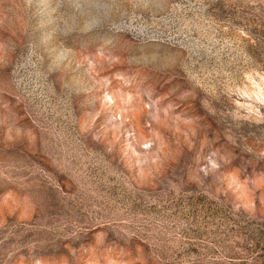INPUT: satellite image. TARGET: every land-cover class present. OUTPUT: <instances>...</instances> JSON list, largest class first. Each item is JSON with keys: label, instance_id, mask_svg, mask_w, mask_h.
<instances>
[{"label": "rangeland", "instance_id": "1", "mask_svg": "<svg viewBox=\"0 0 264 264\" xmlns=\"http://www.w3.org/2000/svg\"><path fill=\"white\" fill-rule=\"evenodd\" d=\"M0 264H264V0H0Z\"/></svg>", "mask_w": 264, "mask_h": 264}]
</instances>
